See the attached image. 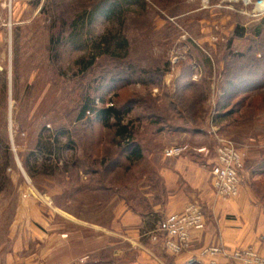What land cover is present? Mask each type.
<instances>
[{
	"label": "rangeland",
	"instance_id": "rangeland-1",
	"mask_svg": "<svg viewBox=\"0 0 264 264\" xmlns=\"http://www.w3.org/2000/svg\"><path fill=\"white\" fill-rule=\"evenodd\" d=\"M258 1L133 4L121 27L127 54L99 57L80 71L77 61L85 50L69 39V23L96 0H17L11 11L0 0V240L18 232L17 199L35 196V189L58 187L53 202L76 212L84 188L137 181L123 173L124 160L122 167L114 160L119 147L113 130L77 120L85 96L96 98L97 106L128 107L126 118L133 120L145 155L158 145L150 140L153 131L188 150L212 149L220 138L238 146L264 139V10ZM106 26L97 22L93 32ZM252 86L257 89L249 92ZM245 95L251 97L248 108L237 104L247 102ZM223 103L237 110L215 123ZM60 128L68 129L76 147L63 150L55 167L43 164L53 154L37 150L39 137ZM91 140L96 146L88 145ZM145 165L144 156L130 171ZM82 256L87 258L73 264H88V255Z\"/></svg>",
	"mask_w": 264,
	"mask_h": 264
},
{
	"label": "crops",
	"instance_id": "crops-1",
	"mask_svg": "<svg viewBox=\"0 0 264 264\" xmlns=\"http://www.w3.org/2000/svg\"><path fill=\"white\" fill-rule=\"evenodd\" d=\"M156 135L151 140L157 147L144 154L145 168L133 172L137 181L80 193L76 212L67 203L64 208L53 202L61 193L58 187L19 197L14 221L19 230L1 238L0 264H73L82 255H88V264H207L199 251L218 241L229 248L253 247L262 253L264 139L242 143L246 157L238 194L221 199L209 181L211 157L193 147L179 155H165L172 145ZM189 201L201 203L205 226L173 255L163 247L161 228L167 215L179 212ZM154 234L157 241L151 238ZM217 260L236 264L223 257Z\"/></svg>",
	"mask_w": 264,
	"mask_h": 264
},
{
	"label": "trees",
	"instance_id": "trees-1",
	"mask_svg": "<svg viewBox=\"0 0 264 264\" xmlns=\"http://www.w3.org/2000/svg\"><path fill=\"white\" fill-rule=\"evenodd\" d=\"M133 4L144 6L145 0H96L94 4L92 3L80 8L77 13L72 16V19L69 23V39L71 38V41L76 43L75 46H78L79 49L85 50L84 55L77 61L80 71H86L90 69L96 63V60L99 57H120L127 54L128 41L124 36L121 35V27L124 25L125 14L130 11V6ZM97 22L105 23L107 25L106 28L100 33L93 32L92 27ZM83 33H86L85 35H87V38L83 39L81 37ZM250 89L251 90L249 92H252L253 90L257 89V87ZM191 94L192 93H189V95ZM95 99L93 97L91 98L89 96H85L77 114V120L82 119L84 121L83 123L88 125L95 122L102 128L112 129V142L119 147V153L114 160L117 162V165H120L121 167L123 165L121 164V160H124L126 163L123 167V173L126 174L127 172H130L132 175L134 171L131 172V168L144 160V152L141 140L134 138L133 120L126 118L129 109L127 107L126 109L121 110L114 104L107 105V102L104 103V105L97 106ZM245 99H247V102L244 101L242 103L240 101L237 104L244 106V108H248L251 106L250 95H245L244 100ZM238 105L236 106L238 107ZM236 106L234 105V107L231 109L228 103L221 104V111L217 112L212 120L215 121V123L225 121V119H228L231 114L236 112L234 111ZM86 111H89V114L85 115ZM152 122L154 124L159 123L158 120ZM90 134H92L91 130ZM153 134H155L154 131L149 135L150 140ZM62 138H64L65 141H62ZM94 142L96 141L91 140L88 145L90 147L96 146L97 143ZM75 147V142L71 138L70 132L66 128H60L56 131L46 132V134L40 135L39 141L37 143V150H42L48 152V154H53L52 158L47 157L44 158L43 161V164L46 162L53 167H55L60 162L63 150L68 149L73 151ZM35 155L31 153V157H33V160L36 161L34 157ZM73 160L74 162L72 163L75 165L76 158ZM104 161V159H101L99 162L104 164ZM122 185L128 186V184L125 182L122 183ZM108 187L110 186L100 185L89 189H84L85 191L86 189L88 191L97 188Z\"/></svg>",
	"mask_w": 264,
	"mask_h": 264
},
{
	"label": "built area",
	"instance_id": "built-area-1",
	"mask_svg": "<svg viewBox=\"0 0 264 264\" xmlns=\"http://www.w3.org/2000/svg\"><path fill=\"white\" fill-rule=\"evenodd\" d=\"M17 0H2V5L11 11L13 3ZM89 114V111H86ZM210 161V184L214 195L221 199L235 197L239 189V172L243 167L246 150L229 139H218L214 148H194ZM187 146H170L164 153L168 156L182 154ZM205 226V217L202 205L198 201H189L176 213L167 215L164 219L162 231V244L170 254L180 253L191 241L194 232ZM158 240L157 234L151 236ZM199 256L206 259L207 264H220L219 257L233 261L236 264H264V251L260 253L253 247L229 248L221 241L200 249ZM87 256H81L76 262L82 263ZM60 264V263H51Z\"/></svg>",
	"mask_w": 264,
	"mask_h": 264
},
{
	"label": "bare ground",
	"instance_id": "bare-ground-1",
	"mask_svg": "<svg viewBox=\"0 0 264 264\" xmlns=\"http://www.w3.org/2000/svg\"><path fill=\"white\" fill-rule=\"evenodd\" d=\"M258 8H259V10H264V0L258 1Z\"/></svg>",
	"mask_w": 264,
	"mask_h": 264
}]
</instances>
